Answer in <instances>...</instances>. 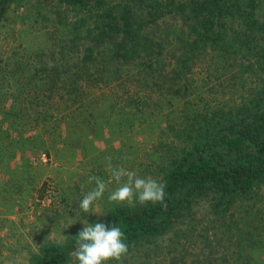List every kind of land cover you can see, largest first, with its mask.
<instances>
[{
  "label": "trees",
  "instance_id": "16d2710c",
  "mask_svg": "<svg viewBox=\"0 0 264 264\" xmlns=\"http://www.w3.org/2000/svg\"><path fill=\"white\" fill-rule=\"evenodd\" d=\"M11 1L1 6L0 0V15ZM59 5L80 9L84 15L68 26L69 41L60 51L50 50L51 67L37 55L30 76L14 73L19 96L25 97V88L32 85L35 93L30 100L41 96L48 102H76L86 95L97 104L102 95L96 97L91 89L113 83L114 101L103 95L104 110L111 112L121 104L135 125L137 119L143 120L140 115L158 119L155 113L163 105L172 109L173 99L182 101L176 115L165 111L172 139L158 144V161L148 166L152 178L166 184L163 204L136 201L115 206L101 222L124 233L128 252L121 260L127 262L136 253L141 264H252L253 254L264 247L260 0H122L118 5L107 0H59ZM81 39L84 45L79 49ZM69 48L81 53L72 55L70 63L65 60ZM84 78L89 81L83 83ZM211 83L221 90L214 91ZM228 84L234 90L226 97ZM205 89L225 103L212 107L217 98L210 95L193 106ZM201 218L205 225L197 237L203 238L204 248L188 254L182 236L189 238L190 233L181 225L191 226ZM210 224L221 227L220 232L214 229L211 234ZM212 240L229 250L223 253ZM76 250L75 236L64 247L43 248L31 264H68Z\"/></svg>",
  "mask_w": 264,
  "mask_h": 264
},
{
  "label": "rangeland",
  "instance_id": "374dc122",
  "mask_svg": "<svg viewBox=\"0 0 264 264\" xmlns=\"http://www.w3.org/2000/svg\"><path fill=\"white\" fill-rule=\"evenodd\" d=\"M107 1L118 5L122 0ZM59 12L65 15L58 17ZM259 13V19L264 21V0H260ZM82 15V10L67 9L59 5V0H13L0 15V264H31L43 248L64 247L75 237L82 227L80 219H87L89 224L102 222L115 206H130L127 202H108L109 193L119 184L112 179L106 158H111L114 168L135 171L141 178L152 177L148 166L158 161L155 154L158 144L172 139L167 132L165 111L176 115L182 104L178 99H173L172 109L168 103L166 107L163 105V109L155 113L160 116L158 119L140 115L143 120L140 123L137 119L135 125L130 124L132 118L127 115L130 111L119 108L121 104L111 112L104 110L103 95L114 101L113 91L117 88L113 83L91 89L96 97L102 95V99L97 98V104L91 103L96 99L86 95L76 102L70 99L48 102L41 96L30 100L35 93L32 85L25 88V97L16 93L18 82L14 73L18 72L23 78L30 76L37 55L43 56L51 67L50 50L60 51V46L69 41L68 26ZM163 21L159 22L162 27ZM81 41L79 49L84 45V40ZM77 49H67L70 51H66L65 60L70 63L72 55H80ZM87 81L89 79H82L83 83ZM210 87L215 91L217 84L211 83ZM228 87L223 92L229 93L226 97L234 90L230 84ZM237 92L236 102L240 99ZM199 93L193 106L197 101V105L203 103L199 99L206 100L213 95L206 89ZM213 97L217 100L212 107H221L226 101ZM167 107L169 110H165ZM90 176L101 178L107 185L103 197L92 206L95 213L102 215L86 214L78 207L83 195L95 187L94 182L88 183ZM154 179L159 181L158 177ZM125 181L126 177L120 184ZM204 220H196L191 226L181 225L190 233L189 238L182 236L188 254L199 253L204 248L203 238L197 237L205 225ZM214 229L219 233L221 227L209 228V232L212 234ZM212 242V246L223 253L229 250L224 243L219 246L220 242ZM141 263L133 253L127 262L122 259L111 264ZM251 263L264 264V247L260 253L253 254ZM68 264H78V261L73 257Z\"/></svg>",
  "mask_w": 264,
  "mask_h": 264
},
{
  "label": "clouds",
  "instance_id": "9594fccd",
  "mask_svg": "<svg viewBox=\"0 0 264 264\" xmlns=\"http://www.w3.org/2000/svg\"><path fill=\"white\" fill-rule=\"evenodd\" d=\"M108 160V169L111 172L112 179L119 186L108 195V202H127L130 206L134 200L139 204L161 203L165 199L166 184L159 182L152 177L141 178L135 171L126 170L123 167L114 168L111 164V158ZM126 181L120 184L122 178ZM95 183V187L87 191L78 207L80 212L95 213L92 210L94 202L103 197L107 190L106 183L97 176H90L88 183ZM166 207V205H164ZM97 214V213H95ZM102 215V214H97ZM82 227L76 234L77 250L74 253L78 264H107L109 261L119 262L127 254L128 245L125 243L126 237L117 226L109 227L105 223L96 222L89 224L87 219H80Z\"/></svg>",
  "mask_w": 264,
  "mask_h": 264
},
{
  "label": "water",
  "instance_id": "95a60500",
  "mask_svg": "<svg viewBox=\"0 0 264 264\" xmlns=\"http://www.w3.org/2000/svg\"><path fill=\"white\" fill-rule=\"evenodd\" d=\"M6 0H4V2H5ZM4 2H3V4H4Z\"/></svg>",
  "mask_w": 264,
  "mask_h": 264
},
{
  "label": "built area",
  "instance_id": "2783aa9c",
  "mask_svg": "<svg viewBox=\"0 0 264 264\" xmlns=\"http://www.w3.org/2000/svg\"><path fill=\"white\" fill-rule=\"evenodd\" d=\"M42 158H44V156H42Z\"/></svg>",
  "mask_w": 264,
  "mask_h": 264
}]
</instances>
